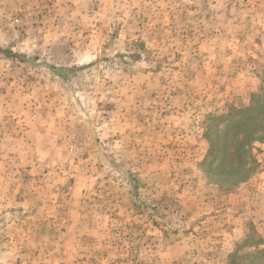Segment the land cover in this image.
Here are the masks:
<instances>
[{"label": "rangeland", "instance_id": "1", "mask_svg": "<svg viewBox=\"0 0 264 264\" xmlns=\"http://www.w3.org/2000/svg\"><path fill=\"white\" fill-rule=\"evenodd\" d=\"M250 134L264 136V0H0V264L264 251V141L252 175L221 176ZM76 206L101 212L92 245L71 242Z\"/></svg>", "mask_w": 264, "mask_h": 264}, {"label": "crops", "instance_id": "2", "mask_svg": "<svg viewBox=\"0 0 264 264\" xmlns=\"http://www.w3.org/2000/svg\"><path fill=\"white\" fill-rule=\"evenodd\" d=\"M80 183V179H72L71 180V184H72V188L75 189L78 187V184ZM86 195V194H85ZM41 196V195H39ZM36 196V200L41 199V197ZM76 197H74V199H70L71 202L74 204L76 202H79L82 197L81 196V192L80 193H76L75 194ZM84 197V195H83ZM70 205V203H69ZM23 207L27 208L25 205H22ZM71 207V206H70ZM66 208H64L65 210ZM66 216H71L70 217V221H71V228L72 230H74V232H76V234H74L73 238L71 239L72 244H76L75 247H81L83 244L82 242V238L84 237L81 233H91L90 238L87 240L86 245H92V243H94V239L92 236L93 233H97L99 231H101L102 229H104V227H98V223L97 221H95V218L98 214L101 215V212H96V210L94 208H81V207H72V208H67L66 213H63ZM72 218V219H71ZM107 225V224H106ZM109 226V225H107ZM87 246V247H88ZM91 257H81L78 253H76L75 255L72 256V260L74 261L75 264H79V263H93L94 259H90Z\"/></svg>", "mask_w": 264, "mask_h": 264}, {"label": "trees", "instance_id": "3", "mask_svg": "<svg viewBox=\"0 0 264 264\" xmlns=\"http://www.w3.org/2000/svg\"><path fill=\"white\" fill-rule=\"evenodd\" d=\"M243 138H245L246 143H242L243 141L240 142L242 138L240 140L238 139L237 141H235V151H225L228 153L229 160L228 165H226L227 168L222 171L221 175L224 176L223 178L225 179H247L253 173V168H247L248 161L254 163L253 160L250 158L251 153L249 146H251V142L253 141H264V136L250 134L248 135L250 141L246 137ZM240 150L243 155H241V158L238 159ZM262 254H264V251L262 250L256 253L252 252L244 258V261L243 259L232 258L228 264H260L259 259H261Z\"/></svg>", "mask_w": 264, "mask_h": 264}]
</instances>
